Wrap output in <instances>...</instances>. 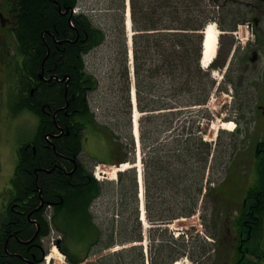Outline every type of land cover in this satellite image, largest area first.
<instances>
[{"label": "trees", "instance_id": "trees-1", "mask_svg": "<svg viewBox=\"0 0 264 264\" xmlns=\"http://www.w3.org/2000/svg\"><path fill=\"white\" fill-rule=\"evenodd\" d=\"M29 1L23 4L25 7L21 19L25 32L32 31V26L39 25L41 29H48L53 33L57 28L58 37L71 40L76 38L74 28L70 27L65 18H60L53 9L52 0V2L49 0ZM56 1L71 7L78 2V0ZM113 4L115 5L114 0H109L108 6L104 8L105 11L111 13V9L115 8V6L112 8ZM117 5L116 8L123 11V4ZM215 6L219 9L216 10ZM34 10L38 13L36 14ZM45 12L47 17L43 19ZM108 13H100V16H107ZM130 13L132 29L136 32L133 36V43L137 106L141 113H145L141 120L157 127L156 131L152 129L155 135H150L151 130H142L141 135L143 163L146 164L147 159L150 161L154 176L151 198L147 196L146 186V216L152 223L165 224L175 218L193 215L200 202L208 203L206 197L210 195L209 189L202 197L211 144L203 140L200 133L202 129L199 125H195V121L185 122L180 133L175 132L176 128L172 130L173 116L176 114L173 109L204 105L215 84L209 71L203 70L199 65L201 32L205 24L212 20H215L223 31H234L238 22L246 21L248 10L243 0H130ZM111 17L112 23L107 25V22H97L83 13L73 15V25L80 30L82 41L78 39L76 42L63 44L66 55L61 59H64L65 67L63 66V70H60L61 66L58 65L54 71L69 75L68 94L75 98L72 107H75L79 99L82 102V110L78 114L79 120L75 123L77 129L73 127L74 134L77 133L76 135L69 134L66 138L68 144L73 139L74 146L79 151L81 150L82 131L95 125L94 114L90 111L88 101L93 90L98 86V79L87 71L84 55L98 49L100 45L103 46L109 29L117 31L112 43L117 48L115 61L119 65L122 83L120 98L126 113L128 115L130 113L122 17L115 12L111 13ZM54 25L56 27H53ZM63 31H65L64 34H62ZM57 54L55 53L52 57L55 61L59 56ZM156 85L161 87L157 100L152 95L149 96ZM169 95L178 99L185 96L188 100H178L171 104L168 100ZM17 96L18 94L15 95V99ZM16 106L28 107V102L21 100L16 102ZM71 109L69 107V111ZM161 120L162 123L159 124ZM164 134L165 138H163ZM61 148L64 151L66 145ZM65 151L67 152V149ZM55 160L52 153L45 151L37 154V157L36 155L30 157L28 166L32 169L40 162L39 166L49 168L48 162L53 164ZM258 173L259 185L250 190L249 199L252 201L254 199L255 205L258 206L257 212L261 213L264 211V161L258 162ZM41 178H43L42 175ZM50 178H61L59 181H51V184L58 183L57 189H61L63 196L62 203L58 205V213L61 216L60 227L55 221L54 225L62 232L64 244L61 250L69 262H80L115 243L123 244L142 239L134 172L126 171L119 174L118 193L121 198L120 211H117L119 218L109 217L112 230L108 234L93 221L90 210L93 200L102 194L104 185L92 177L84 163L79 164L78 169L71 176L53 174ZM124 178H129L130 184L125 185ZM54 189L50 187V192H54ZM148 191L150 194V188ZM158 229L166 232L165 228L158 227ZM79 230L82 236L75 235ZM175 244L178 245V249L173 246ZM71 249L74 250L73 255L70 253ZM202 249L204 255L206 248ZM155 250L158 259L151 264H170L172 260L188 252V242L183 236L179 238L167 236ZM127 252H136L137 261L139 259V262L143 264L141 247L134 245L106 257L103 256L98 264H110L106 261L107 259H118ZM115 264H122L121 260H116Z\"/></svg>", "mask_w": 264, "mask_h": 264}, {"label": "flooded vegetation", "instance_id": "flooded-vegetation-1", "mask_svg": "<svg viewBox=\"0 0 264 264\" xmlns=\"http://www.w3.org/2000/svg\"><path fill=\"white\" fill-rule=\"evenodd\" d=\"M25 1L0 0V85L14 87L13 94H18L13 102V113L29 109L40 119L36 134L16 149L17 161L12 178H2L0 164V264H46L50 245L63 246L62 233L54 225L55 221L60 227L58 205L62 203L63 196L61 189H57L58 183L51 184L52 180L59 181L61 178L50 177L53 174L71 176L79 164L84 163L82 149H76L73 139L69 144L66 141L69 134H74L73 127L77 129L75 123H78L82 102L79 99L72 107L75 98L68 94L69 75L54 72L56 66L60 65V70H63L65 65L64 59H61L66 55L63 44L78 39L82 41L80 30L72 22V16L81 13H75L74 7L52 0L58 16L65 18L76 31L74 40L58 37L57 28L53 33L41 29L39 25L25 32L21 24ZM245 5L252 36L239 47L243 68L236 92L243 112L249 114L250 111L254 128L261 137V142L254 144L252 154L255 152L264 156V0H249ZM46 17L45 12L43 19ZM55 53L59 55L56 61L52 58ZM227 77L232 78L229 74ZM21 100L27 101L28 107H17L16 102ZM69 107L72 108L70 111ZM243 112L237 109L233 115L238 127H241L244 114L247 115ZM64 145L67 152L66 149L62 151ZM87 147L91 160L111 157L109 150L103 149V152L94 140ZM45 151L55 156V162H48L49 168L39 166V162L30 169L29 158ZM215 185L223 193L238 187V183L231 179L220 180ZM50 187L55 191L51 193ZM229 200L232 199L227 198ZM233 204L220 210L224 222L223 226H219L218 235L236 244L242 258L238 264H257L263 253L257 250L259 214L255 210L258 211V206L254 200L249 204L245 199L239 205L238 201Z\"/></svg>", "mask_w": 264, "mask_h": 264}, {"label": "rangeland", "instance_id": "rangeland-1", "mask_svg": "<svg viewBox=\"0 0 264 264\" xmlns=\"http://www.w3.org/2000/svg\"><path fill=\"white\" fill-rule=\"evenodd\" d=\"M115 8L111 9V13L115 12L122 17V25L124 28L123 38L126 40V31L123 23L124 13L126 8V0H114ZM80 6L88 12L93 13V19L97 22H107V25L111 24V13L105 11L109 4V0H79ZM124 5V10L116 8L118 5ZM98 13V15H97ZM101 14L108 13L109 15L100 16ZM98 16V17H97ZM114 23V22H113ZM116 24V22H115ZM217 29L220 31L218 37V47H217V57L216 63L219 65L218 68L211 70L215 73L217 81H219L221 89L212 88L210 90L211 95L209 96L206 106L198 108L195 106H190L187 108H178L175 110L176 114L173 116V128H176L175 132L180 133L181 127L188 120H194L195 125H198L204 130V137L206 140L210 141L214 147L215 152L213 158L210 160V169L205 174L206 178H210L213 184H216L218 179L236 178L237 176L243 175L242 181L237 179L238 188L233 190V201H240L246 196V191L249 187L254 186L257 181V174L253 168V162L247 161L249 158L243 157L241 160L236 159L235 153L239 150V155L244 152V149H252L253 144H248L251 135L253 134L254 129V118L252 117L250 111L249 114L247 111L243 112V107H241V101L239 95H237L236 88L238 86L237 77L242 74V64L243 61L240 60V46L244 45L241 43L239 38L236 35L244 32L246 24H238L234 31H223L216 24ZM133 30V29H132ZM112 31V32H111ZM107 30L106 42L103 46H99L98 49L92 50L88 55H86V65L87 70L94 73L99 78V89L93 93L92 98L90 97V104L92 111L96 114L97 121L101 125L100 132H106L107 135L115 136L117 141L122 142L126 148V154L129 157V163H133L135 155V145L134 137L131 132V120L130 114L126 113L124 104L121 101L120 89H121V78L119 73V65L116 64L117 48L115 44L112 43V40H115L117 35L115 30ZM135 31L133 30V34ZM122 36V34H121ZM132 36V34H131ZM134 36V35H133ZM132 36V41H133ZM245 40V39H244ZM245 42V41H244ZM134 48V43L132 44ZM138 49V47H137ZM139 50V49H138ZM228 63V67L225 69V65ZM227 74L232 77L234 75L235 86L231 85L227 80ZM136 79V76H135ZM14 87H7L0 85V92L2 96L0 98V164L2 168V178L10 179L13 176L14 169L16 166V149L24 142L29 141L35 134L39 124V116L30 111L29 109H22L18 113H13L12 105L14 101L13 92ZM161 92V87L159 85L154 86V91L149 96H153L155 100L158 99V95ZM144 96V95H143ZM168 100L171 104L174 102L188 100L185 96L182 99L173 97L172 95L168 96ZM181 109V110H180ZM237 109L242 111L244 117L241 120V127L237 131L236 129L233 132L231 130L217 129L220 128L219 123L226 121V118H233L232 116L236 113ZM206 113V117H209L207 120L204 119L203 114ZM144 115H139L138 129L140 137V146H141V135L143 134L142 130H151V136L155 135L156 125L141 120ZM171 118H169L170 120ZM227 122V121H226ZM162 123V120L159 124ZM215 126V127H213ZM161 126H159L160 128ZM107 128V129H106ZM155 130V131H152ZM95 131V133H100ZM149 133V132H148ZM169 133V132H167ZM97 137L98 143L102 141L101 134L95 135ZM166 135H163L165 138ZM88 141V138L86 139ZM126 144V145H125ZM128 150V151H127ZM142 147H140L141 158L143 156ZM246 152V151H245ZM121 154V153H120ZM82 161H84L87 166H92L93 162L87 157L85 153L81 155ZM254 165L256 160L252 158ZM135 163V162H134ZM133 163V164H134ZM142 176H143V185L144 178L146 179L147 186V196H151L154 184H153V169L150 164V161L147 159V163L141 162ZM112 168L108 173V178H104V186L102 195H100L93 205L91 206V211L93 214V221L98 224L105 233H110L112 230L111 223L109 222V217H114L115 219L119 218L117 211H120V202L121 198L118 193V184L115 179H110L109 176L112 175ZM129 172H134L136 176L137 170L132 167L129 168ZM224 176V177H223ZM250 179V181H248ZM109 180V181H106ZM243 182V183H242ZM123 183L130 184L129 178H124ZM246 183V184H244ZM213 184L208 186L213 188ZM150 188V194H149ZM151 198V197H150ZM214 206L220 208L222 197L221 195L216 196ZM208 199V198H207ZM206 199V200H207ZM203 205V204H202ZM206 209L205 205L201 206L192 216L186 218H180L173 220L168 226L167 231L162 232L157 230L153 224H151L146 218L144 219L143 227V241L141 243V251L143 252L146 248V256L144 255L147 261H143V264H151L157 260L156 252L154 246L165 239L167 236H184L188 242V254L190 257L182 256L179 258L180 264H235L239 251L235 249L234 251H226V246L222 243H227L229 245V240L227 238L220 239L217 234L219 230L218 221L219 215L214 214L213 211ZM117 230V229H116ZM124 234V233H123ZM77 236H82L80 230L75 233ZM259 236H257V250L263 251L260 255V258L257 259V264H264V216L263 223L259 227ZM159 240V241H158ZM204 240V242H203ZM132 242H127L124 245L119 244L109 249H103L102 251L91 255L90 258L85 261V264H97L99 260L104 256L106 257L109 254L115 253L117 250L128 248ZM221 244V245H220ZM205 245V246H204ZM54 245H50L53 248ZM138 246V245H137ZM175 249H178V245H173ZM56 248V247H55ZM206 248V251L203 255V249ZM57 249V248H56ZM58 251V257L53 259L50 264H67L65 257L61 252ZM52 253V251H51ZM230 255V256H229ZM116 260H121V263H130L131 264H141L139 259L137 261L136 252H127L119 257L118 259H107L110 264H115ZM233 262H232V261ZM172 262L171 264H173Z\"/></svg>", "mask_w": 264, "mask_h": 264}, {"label": "bare ground", "instance_id": "bare-ground-1", "mask_svg": "<svg viewBox=\"0 0 264 264\" xmlns=\"http://www.w3.org/2000/svg\"><path fill=\"white\" fill-rule=\"evenodd\" d=\"M127 28H128V32H129V35L131 36V31H130V25H131V22H130V19H129V10L127 8ZM204 38H203V52H202V64L204 67L208 66L211 61L214 59V57L216 56V53H217V47H218V37H219V34H220V31L217 29L216 27V23L215 22H210L207 24V26L205 27V30H204ZM132 97H133V104H134V109H133V118L131 119V122L133 123L132 126H133V134H138V117H139V112L137 111V108H136V95H135V92L133 91L132 92ZM234 126V123L232 121L230 122H226V121H223L222 123H219V126L218 127H222L224 129H227V130H232ZM215 127V126H213ZM141 153H140V150L137 151L136 150V153H135V163L134 164H130L128 162L126 163H122L120 167H116L114 168V170L112 171V175L109 176L110 179H115L116 176H117V172L118 171H123V170H126L130 167H134V168H137V172H138V178H139V183L142 184V168H141ZM108 173V172H107ZM140 198H141V201L143 202V187L141 185V188H140ZM142 210H143V214L141 216V221H143V224L144 223V219H145V213H144V207H143V204H142ZM52 253H50L48 256H47V260H49L51 262L52 259H55L56 255H58V251L55 247L52 248ZM50 264V263H49ZM175 264H180L179 261H177Z\"/></svg>", "mask_w": 264, "mask_h": 264}]
</instances>
